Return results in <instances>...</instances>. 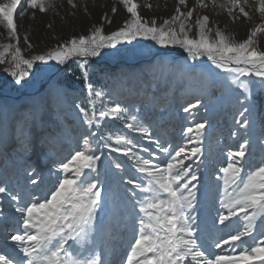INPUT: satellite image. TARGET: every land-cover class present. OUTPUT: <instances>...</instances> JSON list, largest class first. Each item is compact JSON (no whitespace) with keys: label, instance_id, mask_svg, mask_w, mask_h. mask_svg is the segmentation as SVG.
<instances>
[{"label":"snow or ice","instance_id":"6c2138e0","mask_svg":"<svg viewBox=\"0 0 264 264\" xmlns=\"http://www.w3.org/2000/svg\"><path fill=\"white\" fill-rule=\"evenodd\" d=\"M120 3L130 16L117 30L106 34L103 26H93L88 35L74 36L50 51L25 58L14 14L24 16L31 10L34 17L37 12L47 13L55 8V0L0 2V25L6 29L7 37L16 41L0 45V64L9 65L4 71L10 77L0 87L10 84L23 88L34 70L74 61L81 70L87 97L86 104H75L85 127L79 150L68 162L54 168L52 175L56 179L45 192L25 199L0 181V198L8 196L17 215L14 234L8 237L15 255L0 251V264H108L106 250L96 244L95 232L97 212L104 203L99 174L102 158L111 161L118 173L124 172L122 164L112 160V153L132 161L139 176L137 179L121 175L122 182L131 185L126 191L133 224L124 264H264V230H257L258 221L264 227V163L254 170L245 167L249 139L244 138L237 151L227 153L226 166L218 169L216 177L222 182L217 222L229 229L235 219L240 226L232 227L227 238L205 240L198 231L196 210L208 121L190 122L191 126L184 129L182 146L165 145L152 135L139 108L110 100L104 103L109 94L94 87L89 70L94 58L137 54L140 41H150L161 49H181L186 61L193 65L206 57L239 91V108L234 117L237 130L232 136L236 138L242 131L247 137L254 126V98L264 91V50L257 46L264 24L252 28L246 39L238 41L212 25L208 15L199 14V9L208 7L206 0H196V5L187 11L182 10L186 0H178L174 14L160 24L155 18L142 17L135 0ZM247 3L248 0H227L221 7L235 20L237 13L249 17L244 7ZM68 4L77 7L74 0H68ZM111 11L115 13L116 7ZM257 11L264 16V0H259ZM102 20L111 23L107 15ZM24 41L29 49L34 47L27 35ZM97 100L101 101L99 110ZM202 106V100L197 98L182 111L194 119V111ZM105 121L119 122L154 147L138 146L125 135L102 134ZM28 175L36 187L41 179L38 170L31 168Z\"/></svg>","mask_w":264,"mask_h":264},{"label":"rangeland","instance_id":"374dc122","mask_svg":"<svg viewBox=\"0 0 264 264\" xmlns=\"http://www.w3.org/2000/svg\"><path fill=\"white\" fill-rule=\"evenodd\" d=\"M135 2L142 17L155 18L160 24L174 14L178 0ZM206 2L208 7L199 9V14L208 15L212 25L232 34L238 41L246 39L252 28L264 24V16L257 11L259 0H248L244 7L249 17L237 13L235 20L226 8L221 7L227 0H215V4L212 0ZM74 3L76 8L69 5L68 0H55L53 10L37 12L34 17L31 10L24 16L14 14L19 46L25 58L50 51L74 36L88 35L93 26H103L108 34L122 26L130 16L120 0H74ZM195 5L196 0H186L182 10L187 11ZM112 7H116L115 13L111 11ZM105 15L111 19L110 24L102 20ZM25 35L33 48H28ZM15 42L7 37L6 29L0 25V45ZM257 46L264 50V34H258ZM135 52V55L126 52L94 58L89 69L90 80L95 88L109 94L104 97V103L110 100L139 108L152 135L165 145L182 146L184 129L191 126L190 122L208 121L203 140V156L207 157L202 156L200 162L198 231L205 240L227 238L230 229L240 226V222L234 219L229 229H223L217 222L216 208L222 188V182L216 178L217 172L226 166L227 153L237 151L244 138L250 141L245 167L254 170L264 163V91L254 98V126L250 134L245 137L241 131L233 138L232 132L237 130L234 117L239 108L237 98L240 93L206 57L193 65L186 61L183 50L161 49L150 41H140ZM6 67L9 65L0 64V84L10 80L4 71ZM197 98L202 100L203 106L194 111L193 119L182 108L195 103ZM86 99L82 73L74 61L34 70L23 88L10 84L0 87V181L6 182L14 194L19 193L27 199L45 192L56 179L52 175L54 168L68 162L74 151L79 150L85 127L75 104H86ZM96 106L99 110L100 100ZM102 134L125 135L138 146L154 147L139 133L124 129L119 122L105 121ZM137 154L141 153L137 151ZM143 155L147 157L148 154ZM111 156L112 160L122 164L124 172L118 173L111 167V161L102 158L99 174L104 185V203L97 212L95 239L99 249L106 250L108 264H124L128 245L132 242L133 224L126 191L131 185L123 183L121 175L137 179L139 176L128 158L118 153ZM31 168L40 174L36 187L29 180ZM31 178L35 179V176ZM0 213V251L15 255L8 237L14 234L17 215L8 196L0 198ZM257 230H264L259 221Z\"/></svg>","mask_w":264,"mask_h":264},{"label":"water","instance_id":"95a60500","mask_svg":"<svg viewBox=\"0 0 264 264\" xmlns=\"http://www.w3.org/2000/svg\"><path fill=\"white\" fill-rule=\"evenodd\" d=\"M27 95H29V94H27Z\"/></svg>","mask_w":264,"mask_h":264}]
</instances>
